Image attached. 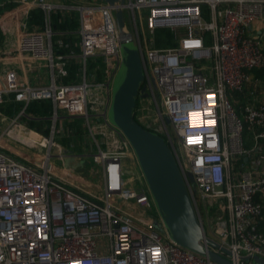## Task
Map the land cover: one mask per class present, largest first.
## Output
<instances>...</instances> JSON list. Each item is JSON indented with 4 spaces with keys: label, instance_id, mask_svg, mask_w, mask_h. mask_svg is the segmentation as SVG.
Instances as JSON below:
<instances>
[{
    "label": "built area",
    "instance_id": "1",
    "mask_svg": "<svg viewBox=\"0 0 264 264\" xmlns=\"http://www.w3.org/2000/svg\"><path fill=\"white\" fill-rule=\"evenodd\" d=\"M9 2L16 6L6 14L22 29L15 51L47 67L51 81L32 86L9 71L0 85V104L14 93L25 105L7 135L42 158L26 162L0 144V264H219L174 241L162 216L148 213L147 183L135 186L136 154L109 119L122 62L118 9L129 12L133 30L126 20L125 29L139 45L143 65L134 118L172 149L204 233L218 247L203 243L233 264H259L254 257L264 259V0ZM34 8L44 10L45 21L30 29ZM74 11L75 38L54 39L52 14ZM3 21L0 16V28ZM161 28L169 30L170 45L157 46ZM70 66L75 74L65 82ZM42 100L52 102L50 133L36 132L40 138L27 143L20 136L33 130L20 119L30 117L31 102ZM75 118H83L97 146L92 157L102 169L99 189L51 170L56 158L65 166L80 165V157L55 140L73 133L63 122Z\"/></svg>",
    "mask_w": 264,
    "mask_h": 264
},
{
    "label": "water",
    "instance_id": "2",
    "mask_svg": "<svg viewBox=\"0 0 264 264\" xmlns=\"http://www.w3.org/2000/svg\"><path fill=\"white\" fill-rule=\"evenodd\" d=\"M102 1L114 4L119 0ZM120 1L124 3L125 0ZM116 18L121 36L122 62L113 82L109 119L129 139L152 198L171 238L180 245L203 256H208L219 264H233L229 259L207 246L218 247V244L206 237L186 181L164 137L144 127L134 118V108L144 78L142 59L133 36L125 29V16L122 9L116 11ZM141 95L147 96L146 93ZM34 160L42 163L40 159ZM189 179L194 182L192 173H189ZM254 261L264 264V259L259 256H255Z\"/></svg>",
    "mask_w": 264,
    "mask_h": 264
},
{
    "label": "crops",
    "instance_id": "3",
    "mask_svg": "<svg viewBox=\"0 0 264 264\" xmlns=\"http://www.w3.org/2000/svg\"><path fill=\"white\" fill-rule=\"evenodd\" d=\"M10 0H0V16L1 18L4 16L5 21H3V25L0 28V32L3 35V40L0 42V85H2L5 82V79L7 77V74L9 71H15L18 74V77L20 81L23 83L37 86V85H46L51 81V72L47 67L41 66L37 63H34L33 60H31L29 57L17 53L15 51L17 41L19 38V35L22 31L21 27L19 26L17 20L15 19L14 15L12 13H9L7 16V12H11L14 10L15 7L8 8L7 5H9ZM51 3L54 4H78L83 3L82 0H48ZM6 14V15H5ZM60 15L65 19H68L71 23L77 22V27L74 29H65V30H58L56 32L57 38L61 37L66 41H71L75 38V35H73L79 26V13L74 12H66V13H60ZM9 19V20H7ZM38 26L34 25L33 27ZM72 33V34H70ZM71 37V39H69ZM34 82V84H32ZM14 93L6 94L5 100L3 103L0 104V111H1V119H0V144L4 149L16 156L17 158L23 160V161H31L34 160L37 156L36 150L29 149L26 147V145H23L20 142H17L15 139L12 138V136L7 135L6 130L10 127L12 119L15 115H17L18 112L22 111L24 108V103L19 102L22 106L20 109L12 116H9L6 112V109L9 108L11 103L14 100ZM28 116L22 117L20 120L23 124H25L28 128L31 127V124L36 122V125L38 124L40 130L32 129L33 131L42 134V135H49L50 133V127H51V120L48 119V121H44V119L41 116H36L35 113H28ZM38 117V118H37ZM84 122V121H83ZM64 126H69L70 129H72L73 133L71 135H63L59 136L63 140H65L64 144L59 143L65 151H70L74 155H78L80 158L77 162H80V165L75 164L74 161H71V163H67L68 165H64L62 159L56 158L51 159V165L55 167L57 170H60L58 172H54L58 177H61L63 179H68L71 183H75L78 185H81L82 187L86 189H92L95 186L99 187L102 186V175H101V167L99 166L97 168H89L87 165L85 154L79 153L80 152V146L83 147L84 144L80 142V139L84 135L85 126L81 125V121L78 119H70L65 120ZM79 127V129H78ZM44 130H49L48 133H45ZM92 139V138H91ZM93 141V139H92ZM4 142L5 144H3ZM93 145L96 146V144L93 141ZM81 147V148H82ZM97 148V146H96ZM127 162H132L131 159H128ZM74 163V164H73ZM139 166V165H138ZM72 169V170H71ZM66 170V172H64ZM64 173H62V172ZM66 173V174H65ZM72 175V177H71ZM97 177L100 181H95L93 178ZM131 207H133L132 204H130ZM132 211H134L132 209ZM136 211V210H135ZM138 212V211H137Z\"/></svg>",
    "mask_w": 264,
    "mask_h": 264
},
{
    "label": "trees",
    "instance_id": "4",
    "mask_svg": "<svg viewBox=\"0 0 264 264\" xmlns=\"http://www.w3.org/2000/svg\"><path fill=\"white\" fill-rule=\"evenodd\" d=\"M15 3H9V5H7L8 8L11 7H15ZM61 18L60 13H54L52 14V24H53V28L54 30L58 31V30H67V29H74L77 27V22H70L68 19H65L63 22H60L59 19ZM44 21H45V14H44V10L42 8H34L30 11L27 22H28V26L30 29L33 28L34 25H38V26H44ZM158 39H157V46L159 47H163V46H167L171 44V36L169 33V30L167 28H161L158 30ZM163 34V35H162ZM162 35V36H161ZM160 36V37H159ZM57 36H55L54 39H56ZM69 39H71V37H69ZM3 40V35L0 32V42H2ZM69 71H70V76L67 77L65 79V82H69L75 74V67L74 66H70L69 67ZM238 96V94H236ZM137 102V101H136ZM22 105L19 102L13 101L11 103V105L9 106L8 109H6V112L8 113L9 116L14 115L21 107ZM26 112H32L35 113L36 116H46V115H51L52 112V102L48 101V100H42V101H34L31 102L27 108H26ZM38 118V117H37ZM35 123L31 124L32 129L36 130H40L38 124L36 125ZM79 129V127H78ZM45 133H48L49 130H44ZM66 139H64L63 141L65 142ZM263 228H264V224H263Z\"/></svg>",
    "mask_w": 264,
    "mask_h": 264
},
{
    "label": "rangeland",
    "instance_id": "5",
    "mask_svg": "<svg viewBox=\"0 0 264 264\" xmlns=\"http://www.w3.org/2000/svg\"><path fill=\"white\" fill-rule=\"evenodd\" d=\"M87 1H88V0H82L83 3H86ZM124 15H125V20H126L127 25L133 30V25H132V23H131V21H130V19H129V12H128V10H126V11L124 12ZM162 35H163V34H162ZM162 35H161V36H162ZM159 37H160V36H159ZM134 42H135V40H134ZM135 45L138 46V48H139V45H138L136 42H135ZM139 51H140V48H139ZM140 54H141V52H140ZM32 84H34V82H32ZM52 112H53V108H52ZM52 112H51V114H52ZM50 117H51V115L42 116V118L44 119V121H48V119H50ZM75 119L80 120V121H81V125H82V127H83V118H75ZM169 129L172 131V128H171L170 125H169ZM83 130H84V135H83V137L80 139V142H81L82 144H84V145H83V147L80 146V152H79V153L85 154L84 156L86 157L88 167L91 168V169L97 167V168L95 169V171H96V170L98 169L99 166L93 161L92 154L96 153L97 148H96V146L93 145V141H92L91 136L89 135V132L87 131V129H86V128H83ZM55 140H56L57 142H59V143L64 144L63 139H62L61 137H59V136L55 137ZM81 147H82V148H81ZM30 150H31V149H30ZM40 158H41L40 156H36L35 159H40ZM34 161H35V160H34ZM95 171H94V172H95ZM135 174L137 175V177L140 176V178H138V180H136V184H135V186H136L137 188H141L142 186H145V185H146V184H145L146 181L144 182V179H145V178H144L143 172H142V170L140 169V167H139L138 165H136ZM142 175H143V178H142ZM127 176H131V175H127ZM93 180H95V181H97V180L100 181L99 178H97V177H95V176H94ZM147 187H148V186H147ZM95 189H99V187L95 186ZM149 191H150V190H149ZM150 200H151V209L148 210V213H149L151 216L157 218V217H159L160 213H159V211H158V209H157V207H156V205H155V202H154V200H153V198H152L151 195H150ZM206 227H207V226H206Z\"/></svg>",
    "mask_w": 264,
    "mask_h": 264
},
{
    "label": "bare ground",
    "instance_id": "6",
    "mask_svg": "<svg viewBox=\"0 0 264 264\" xmlns=\"http://www.w3.org/2000/svg\"><path fill=\"white\" fill-rule=\"evenodd\" d=\"M13 134H14V131L12 132ZM20 134V133H19ZM24 136H20V138L21 139H23L25 142H27V143H33L36 139H38V138H40V135H38L36 132H30L29 133V135H25V134H23ZM3 144H5L4 142H2ZM40 159H42V158H40ZM51 170L52 171H54V172H58V171H60V170H57L55 167H53L52 165H51ZM62 172V171H61ZM64 172H66V170L64 171ZM64 172H62V173H64ZM66 174V173H65ZM71 177H72V175H71Z\"/></svg>",
    "mask_w": 264,
    "mask_h": 264
}]
</instances>
